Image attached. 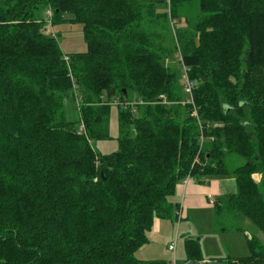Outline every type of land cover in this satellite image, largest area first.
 I'll return each mask as SVG.
<instances>
[{"label":"trees","instance_id":"obj_1","mask_svg":"<svg viewBox=\"0 0 264 264\" xmlns=\"http://www.w3.org/2000/svg\"><path fill=\"white\" fill-rule=\"evenodd\" d=\"M186 2L0 0V264H170L135 253L155 220L176 222L187 176L232 177L212 209L264 237V0ZM64 23L81 26L84 52L47 31ZM178 52L192 104L165 64ZM112 108L117 150L101 154L91 142L110 139ZM247 248L215 263L264 264V239ZM184 252L202 264L199 241Z\"/></svg>","mask_w":264,"mask_h":264},{"label":"rangeland","instance_id":"obj_2","mask_svg":"<svg viewBox=\"0 0 264 264\" xmlns=\"http://www.w3.org/2000/svg\"><path fill=\"white\" fill-rule=\"evenodd\" d=\"M144 1L156 2L157 0ZM184 5L185 9H187L189 13L196 11V0H189V2H186ZM156 7L160 13L164 11L163 5L156 4ZM166 10L167 13H169L170 8L167 7V4ZM46 15L49 20L51 12L47 11ZM170 27L172 28L171 30L173 32V36H175L174 27L171 25ZM47 31L58 39L59 46L64 54L82 53L86 50L82 29L79 24L64 23L53 27L49 26ZM65 57L68 56L66 55ZM180 60V53H173L167 58L165 64L179 74L181 82L184 84V81L188 79V77L185 70H183L181 66ZM119 104L120 103L113 102V105ZM64 113L67 121H78V107L72 92L68 93L64 99ZM108 128L110 139L91 142L93 148L98 153L109 154L117 150L116 139L118 137V124L115 108H112L111 110ZM243 163V159L235 157L233 165H241ZM256 178L258 181L259 177L257 176ZM218 180V187H220V185H222V181H220V178L218 177L207 178L205 180V184L202 185L204 188L210 190L213 195V197L211 196V199L207 201L211 205V208L209 207L194 210L188 214L187 211L184 210V213L182 216L178 217L176 222H173V220H159V222H162L161 225L165 224L168 228L160 231V229L157 230L153 225L151 230L147 233V244L149 243V246H147L142 253L138 254L137 252L143 247L142 246L135 253V257L144 261L165 260L170 264H173V261H175V264H189L186 262L184 252V243L188 239L199 241V247L203 258L202 264H218L215 263L218 259H224L226 257H243L248 255V238L255 236L263 240L264 237L262 233L250 222L239 221L234 218L233 215H223L222 217H218L215 214L212 209V205L218 196L228 197L236 193V186L232 181V177L224 178V180L228 181L230 187H226L224 192H221L219 188V191L216 192L212 188L214 183ZM261 189L263 190L264 195V188L262 187ZM171 200L178 202L176 198H171ZM234 227H240L243 231H233ZM222 228H228L230 231L223 232L221 230ZM172 245L174 246L173 252L168 250V247Z\"/></svg>","mask_w":264,"mask_h":264},{"label":"crops","instance_id":"obj_3","mask_svg":"<svg viewBox=\"0 0 264 264\" xmlns=\"http://www.w3.org/2000/svg\"><path fill=\"white\" fill-rule=\"evenodd\" d=\"M220 181H222V185H220V187H218V182H219V180H218L217 182L214 183V186L212 188L216 192L219 191V188H220L221 192H224V189L226 187H230V184L228 183L227 180H224V178H220ZM232 181L234 183V179ZM204 184H205V182H204ZM202 185L203 184L198 183L194 179H190L189 182L184 187L181 185V183L177 187L174 198H176L178 200V202L179 201L182 202L181 216L184 213V210H186L187 214H188L189 212L194 211V210L209 208V207L211 208V205L207 201L210 200L211 196L213 197V195L210 192V190H208L207 188H204V186H202ZM222 194H224V193H222ZM209 197H210V199H209ZM221 197H224V196H218L217 199H220ZM173 222H175V221H173ZM161 223L162 222H159V220H155L153 225L157 230L160 229V231L168 228L165 224L161 225ZM147 246H149V243L146 244L145 246H143L137 253L138 254L142 253Z\"/></svg>","mask_w":264,"mask_h":264},{"label":"built area","instance_id":"obj_4","mask_svg":"<svg viewBox=\"0 0 264 264\" xmlns=\"http://www.w3.org/2000/svg\"><path fill=\"white\" fill-rule=\"evenodd\" d=\"M165 1H166V4H167V7H169L170 6V0H165ZM64 60L67 61V57H65ZM193 85H194V83L192 81L188 80V79H186L184 81V91L189 97V99H187V101L190 102L191 104L193 102L192 101V88H193ZM139 103H142V102H139ZM120 105L127 106L128 104L127 103H123V104H120ZM201 144H202V140H200V146H201ZM197 162H198V155L194 159V163H197ZM189 180H190L189 176L185 177L181 181V185L184 187L189 182ZM255 181H257V180H255ZM209 199H210V197H209ZM180 204H181L180 208H179V210L177 211V214H176L177 215V219H178L179 216H181L182 202H180ZM168 249L173 252L174 251V246L173 245L169 246ZM173 264H175V261H173Z\"/></svg>","mask_w":264,"mask_h":264},{"label":"water","instance_id":"obj_5","mask_svg":"<svg viewBox=\"0 0 264 264\" xmlns=\"http://www.w3.org/2000/svg\"><path fill=\"white\" fill-rule=\"evenodd\" d=\"M257 176L256 175H253V180L255 181V180H257V178H256Z\"/></svg>","mask_w":264,"mask_h":264}]
</instances>
